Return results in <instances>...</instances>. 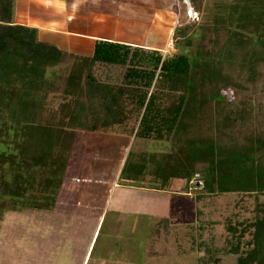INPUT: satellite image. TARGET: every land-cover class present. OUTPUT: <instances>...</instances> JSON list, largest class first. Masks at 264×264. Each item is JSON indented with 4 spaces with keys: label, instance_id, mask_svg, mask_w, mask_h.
I'll return each instance as SVG.
<instances>
[{
    "label": "trees",
    "instance_id": "obj_1",
    "mask_svg": "<svg viewBox=\"0 0 264 264\" xmlns=\"http://www.w3.org/2000/svg\"><path fill=\"white\" fill-rule=\"evenodd\" d=\"M213 7V30L238 27L226 56L200 50L165 58L98 40L93 56L71 54L66 64L64 52L40 41L36 29L13 25L10 0H0V187L18 204L52 209L62 189L81 183L74 174L80 154L73 152L82 134L107 133L136 112L134 138H166L172 147L130 151L121 178L131 185L165 190L173 179L190 183L205 165L207 194L264 195V0H234L228 16ZM106 65L126 68L123 85L98 79L97 68ZM161 87L170 92L167 106L158 101ZM51 95L61 96L57 107ZM130 101L137 109L127 108ZM256 199L254 219L228 225L238 264H264V203ZM199 264L222 262L212 253Z\"/></svg>",
    "mask_w": 264,
    "mask_h": 264
},
{
    "label": "rangeland",
    "instance_id": "obj_2",
    "mask_svg": "<svg viewBox=\"0 0 264 264\" xmlns=\"http://www.w3.org/2000/svg\"><path fill=\"white\" fill-rule=\"evenodd\" d=\"M158 1L153 0L152 4ZM172 3H176L177 12L173 23L163 19L156 33L158 39L151 43L154 46L143 48L160 51L165 58L184 51L193 55L200 50L212 54L222 52L226 56L229 49L225 46L231 33L237 31V24L216 25L213 30L208 20L213 13H219L214 4H220L221 12L228 16L234 0H206L201 3L204 7L199 4L201 8L192 2L170 0V9ZM134 18L147 24V29L144 25L129 31L128 26L123 25L118 34L102 33L111 36V41L125 43L128 40L144 45L150 41L153 11L140 10V15ZM109 20L114 23L115 17ZM112 28L115 27L112 25ZM178 28L181 32L175 34ZM94 32L101 34L100 30ZM246 37L255 39L256 35ZM64 60L69 64L73 59L64 51ZM125 71L126 68L120 66L106 65L98 67L96 75L102 82L123 85ZM155 91L161 105L167 106L170 92L162 87ZM50 99L55 107L62 101L59 95H51ZM126 106L129 110L137 109L135 102L130 101ZM136 118L134 112L124 124L107 133L82 134L81 146L73 152L80 154L74 174L81 183L62 189L52 209L38 210L18 204L0 187V264H78L80 260L82 263L97 228L91 252L93 248L95 251L89 264H96L95 258L101 254L100 245L109 235L114 256L124 259L127 254H135L139 259H132L140 264H199L201 256L212 253L222 264H238V255L229 252L228 225L231 221L254 219L256 198L264 203V195L207 194L205 188L176 179L169 182L165 190L131 185L121 178V166L130 151L136 154L169 152L172 147L166 138H134L132 130L139 125ZM204 169L205 165L198 166L200 180ZM245 237L244 249L248 247L246 242L251 240L249 234ZM151 246L158 253L150 257L151 263H145ZM57 247L65 254L58 253Z\"/></svg>",
    "mask_w": 264,
    "mask_h": 264
},
{
    "label": "crops",
    "instance_id": "obj_3",
    "mask_svg": "<svg viewBox=\"0 0 264 264\" xmlns=\"http://www.w3.org/2000/svg\"><path fill=\"white\" fill-rule=\"evenodd\" d=\"M169 1L160 0L156 4H152L153 0H10L12 9L11 22L13 25L36 29L40 41L55 45L63 52L65 51L70 55L91 57L94 54L98 40L111 41L109 38L111 36L103 34L104 32L111 31L112 33L113 31V35L115 33L118 34L123 30V25L128 26L129 31L140 29L144 25H146L147 29V24L134 18V16L140 15V10L153 11L154 14V19L149 24L150 41L147 40L144 45H140V42H129L128 40L125 43L138 47H153L154 45L151 43L158 39L156 33L160 31L164 21L170 20L173 23L174 16H177L176 3H172V9H170ZM179 1H184L186 4L187 2H192L191 0ZM205 1L203 0V2ZM111 17H115V25L109 20ZM163 19L165 20L161 22ZM112 25L115 28H112ZM82 26L83 28H81ZM92 30L93 32H91ZM94 30H100L101 34H96ZM118 41L122 43L120 40ZM101 221L102 219H100L99 224ZM159 224L157 223V225ZM97 229L89 243V248L82 263L80 260L77 261L78 264L90 263L95 251V248H93L94 250L91 252L92 247L95 246ZM111 240V235H109L107 240L102 241L100 245L101 254H98L95 258L96 264H140V262L136 263V260L132 259H139L135 257V254H127L124 259L116 254L114 256L110 248L112 246ZM156 240L158 242V239ZM148 249L149 252L146 255L148 257H146L145 263H151L150 257L158 253V251H153L152 246L148 247ZM57 252L61 253V255L65 254L59 247H57Z\"/></svg>",
    "mask_w": 264,
    "mask_h": 264
},
{
    "label": "built area",
    "instance_id": "obj_4",
    "mask_svg": "<svg viewBox=\"0 0 264 264\" xmlns=\"http://www.w3.org/2000/svg\"><path fill=\"white\" fill-rule=\"evenodd\" d=\"M191 185H193L194 187H202L203 188V179L200 180L198 173L195 175V177L190 181ZM190 189L192 190L193 188L190 187Z\"/></svg>",
    "mask_w": 264,
    "mask_h": 264
}]
</instances>
